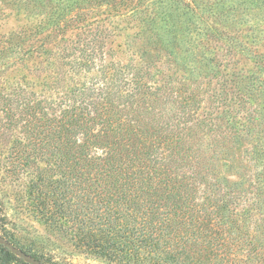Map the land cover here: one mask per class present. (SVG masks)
I'll return each mask as SVG.
<instances>
[{
  "label": "rangeland",
  "instance_id": "rangeland-1",
  "mask_svg": "<svg viewBox=\"0 0 264 264\" xmlns=\"http://www.w3.org/2000/svg\"><path fill=\"white\" fill-rule=\"evenodd\" d=\"M143 1L132 3L143 4L133 13L115 12L109 23L116 29L105 39L103 60L99 56L96 64L85 67L87 61L76 49L70 56L76 59L69 63L68 56L50 55L58 48L53 44L28 58L25 43L37 44L36 40L24 43L12 31L19 30L24 14L30 13L21 2L0 0V35L5 34L0 36V230L50 262L119 264L76 244L71 218L55 216V223L47 218L57 199L49 193L62 186L61 156L67 157L55 140L59 118L64 110L75 113L85 106L90 113L94 108L104 112L101 105L108 88H103L110 81L99 70L100 61L132 59L148 67L150 84L185 83L188 91L198 92L200 107L194 114L205 120L197 124L191 148L197 142H217L214 149L223 144L230 151L217 154V170L220 176L243 183L240 207L253 203L258 192L264 196L262 155L252 150L255 144L264 146V0H187L186 5L176 0ZM69 43L74 44L67 40V49ZM87 82L94 84L86 89ZM73 105L78 107L75 111ZM171 109L165 107L162 119L173 116ZM195 121L189 123L193 126ZM172 124L177 125L176 119ZM181 170L190 168L183 165ZM260 231L255 224L218 231L226 242L218 250L219 262L264 264Z\"/></svg>",
  "mask_w": 264,
  "mask_h": 264
},
{
  "label": "trees",
  "instance_id": "trees-1",
  "mask_svg": "<svg viewBox=\"0 0 264 264\" xmlns=\"http://www.w3.org/2000/svg\"><path fill=\"white\" fill-rule=\"evenodd\" d=\"M13 1L21 2L23 10L30 13L24 14L19 30L12 31L21 35L24 43L36 40L37 44L25 43L23 53L28 58L39 50L45 53V46L53 44L58 48L50 55L68 56L69 63L75 61L70 56L76 49L86 59L85 67L96 64L99 56L103 60L105 39L116 29L109 23L115 12L128 9L133 13L143 5L132 4L135 0ZM36 4L40 7L33 8ZM67 40L74 42L69 43L71 51L64 44ZM99 70L110 81L103 88H108L101 105L104 112L94 108L90 113L86 106L73 105L71 110L78 111L64 110L59 118L55 140L67 157L61 156L59 163L62 186L49 193L57 196L55 210L47 215L50 222L55 223V216L71 218L76 244L119 264H206L211 259L221 264L217 253L226 242L218 231L224 227L255 224L264 237V196L258 192L253 203L240 207L244 190L239 186L243 183L220 176L217 170V154L223 151L229 155L230 151L224 150L223 144L214 149L217 142H197L191 148L195 128L205 120L194 114L200 107L199 93L188 91L185 83L178 87L166 81L150 84L148 67L132 59L126 63L100 61ZM87 83L86 89L94 84ZM167 105L175 117L164 120ZM191 109L193 112H187ZM171 119H176L177 125ZM193 119L197 123L192 126ZM252 150L262 155L264 168V146L255 144ZM183 165L190 171H182ZM0 232L33 257L59 264ZM0 264L30 263L0 244Z\"/></svg>",
  "mask_w": 264,
  "mask_h": 264
},
{
  "label": "water",
  "instance_id": "water-1",
  "mask_svg": "<svg viewBox=\"0 0 264 264\" xmlns=\"http://www.w3.org/2000/svg\"><path fill=\"white\" fill-rule=\"evenodd\" d=\"M0 244L4 245L8 249H10L14 254L18 257L22 258L26 262L30 264H47L38 258L33 257L31 254L27 253L25 250L15 246L12 242L7 240L1 233H0Z\"/></svg>",
  "mask_w": 264,
  "mask_h": 264
}]
</instances>
